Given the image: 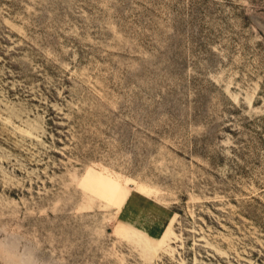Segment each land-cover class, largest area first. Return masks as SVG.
<instances>
[{"label": "rangeland", "instance_id": "1", "mask_svg": "<svg viewBox=\"0 0 264 264\" xmlns=\"http://www.w3.org/2000/svg\"><path fill=\"white\" fill-rule=\"evenodd\" d=\"M40 264H264V0H0V238Z\"/></svg>", "mask_w": 264, "mask_h": 264}, {"label": "clouds", "instance_id": "2", "mask_svg": "<svg viewBox=\"0 0 264 264\" xmlns=\"http://www.w3.org/2000/svg\"><path fill=\"white\" fill-rule=\"evenodd\" d=\"M39 247L36 237L26 240L21 234L10 235L7 240L0 238V264H40L35 256ZM52 264H62V262L53 260Z\"/></svg>", "mask_w": 264, "mask_h": 264}]
</instances>
